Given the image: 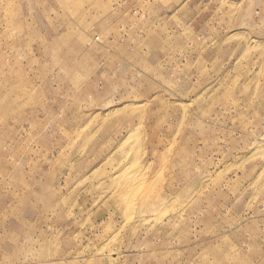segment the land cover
Listing matches in <instances>:
<instances>
[{"label":"rangeland","instance_id":"1","mask_svg":"<svg viewBox=\"0 0 264 264\" xmlns=\"http://www.w3.org/2000/svg\"><path fill=\"white\" fill-rule=\"evenodd\" d=\"M0 264H264V0H0Z\"/></svg>","mask_w":264,"mask_h":264}]
</instances>
